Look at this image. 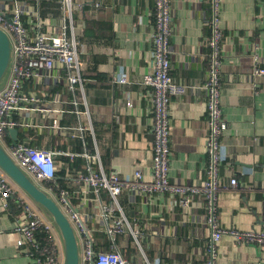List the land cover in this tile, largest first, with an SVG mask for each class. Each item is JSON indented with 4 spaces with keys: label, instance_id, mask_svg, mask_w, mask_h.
Returning <instances> with one entry per match:
<instances>
[{
    "label": "crops",
    "instance_id": "1",
    "mask_svg": "<svg viewBox=\"0 0 264 264\" xmlns=\"http://www.w3.org/2000/svg\"><path fill=\"white\" fill-rule=\"evenodd\" d=\"M46 1L49 4L41 0L25 3L40 15L48 34L59 27L63 5L62 0ZM73 1L81 5L73 13V23L81 43L80 69L93 134L72 130L82 124L77 112L85 107L75 105L80 91L78 87L72 91L60 81L66 78L67 71L58 68L48 83L38 87V93L43 107L64 112L56 116L61 130H54L53 120L40 113L17 114L15 118L32 124L29 129L17 128V142L28 139L40 150L72 154L92 153L97 146L106 175L125 178L138 168L150 181L153 103L151 89L140 83L153 70L154 0ZM171 9V76L188 89L170 103L169 177L176 185L200 187L208 179L210 163L206 96L198 87L205 82L209 68L211 1L171 0ZM221 29V108L227 130L220 140L224 158L219 167L221 188L215 195V216L223 229L264 231V77L254 79L250 75L255 53L264 67V0H222ZM123 75L128 84L118 82ZM34 88V83L25 86L26 91ZM10 142L13 143L11 138ZM55 160L59 170L55 186L61 188L56 182L64 175V189L77 190L79 194L78 185L66 175L75 178L87 174L88 162L63 155H57ZM232 179L237 180L236 188L230 186ZM120 202L126 207L127 217L136 219L142 233L139 244L130 236L118 238L126 259L134 264H209L212 231L205 223L208 211L204 197L195 199L193 221L188 220L183 209L174 206L168 194L143 202L125 192ZM20 215L17 206L3 210L0 205V264H35L17 246L19 235L15 229ZM97 237L108 248L105 237ZM215 247V264H264V247L241 245L230 237H223Z\"/></svg>",
    "mask_w": 264,
    "mask_h": 264
},
{
    "label": "built area",
    "instance_id": "2",
    "mask_svg": "<svg viewBox=\"0 0 264 264\" xmlns=\"http://www.w3.org/2000/svg\"><path fill=\"white\" fill-rule=\"evenodd\" d=\"M212 17L210 21L211 37L209 68L203 85L198 87L206 96V107L209 116L207 153L209 156L208 179L200 187L183 186L171 183L170 103L173 97L186 93L188 87L177 83L171 76L173 34V17L171 0H154L156 8V31L153 46V70L141 79V85L149 88L153 103V155L152 180H146L141 169L134 168L129 177L118 174L106 175L101 168L100 155L95 151L80 154L54 153L40 150L32 146L30 140H20L13 145L7 142L11 130L23 127L29 129L32 124L15 118L26 112H37L45 119L53 120V128L60 131L56 116L64 112L42 106L38 87L53 78L55 70L67 71L66 78L60 79L67 87L75 91L79 89L80 97L75 105L84 106L78 111L82 124L72 130L81 133H92L90 111L84 97V80L81 75L79 48L81 47L76 27L73 23L74 11L81 5L73 0H62L63 16L54 33H45L44 23L40 15L32 12L25 0H0V29L10 38L12 43V67L5 88L0 91V143L15 163L24 170L34 182L47 191L59 205L72 224L80 248V264H134L123 256L118 244L120 236H130L138 243L142 233L136 219L132 221L126 215V207L120 202L123 193L129 192L143 202L155 195L168 194L174 200V206L184 210L188 220L193 221L195 199L204 197L207 201L208 216L205 223L211 228L212 245L211 260L215 264L216 244L223 237H230L241 245L264 247V231H240L220 228L215 216L216 193L220 190L219 167L223 161L221 138L227 130L222 119V43L221 29L222 0H210ZM8 17V18H7ZM259 54L253 56L250 75L254 79L264 77V67ZM120 84H128L125 75L118 80ZM28 83H34V90H25ZM58 101V100H57ZM54 101L52 105H56ZM59 129V130H58ZM63 155L70 159L84 158L88 162L87 174H79L73 178L66 175L77 190L70 188L44 187L45 183L54 182L58 166L55 157ZM230 186L236 188L237 180L232 179ZM93 195V197H91ZM108 198L105 199L104 196ZM0 205L3 210H11L17 206L21 215L16 225L19 235L17 246L35 264H62L63 245L59 233L52 222L45 218L33 201L23 192L0 168ZM46 235V240L39 238ZM97 235H103L104 241Z\"/></svg>",
    "mask_w": 264,
    "mask_h": 264
},
{
    "label": "water",
    "instance_id": "3",
    "mask_svg": "<svg viewBox=\"0 0 264 264\" xmlns=\"http://www.w3.org/2000/svg\"><path fill=\"white\" fill-rule=\"evenodd\" d=\"M11 2L12 0H5ZM0 15H4L0 12ZM8 18V17H7ZM12 43L9 36L0 29V91H2L10 76L12 67ZM6 78V79H5ZM8 136L13 145L18 140V130H11ZM0 168L9 178L38 206L40 211L52 222L62 241L64 264H80V248L75 230L67 216L61 210L54 198L22 170L0 143Z\"/></svg>",
    "mask_w": 264,
    "mask_h": 264
},
{
    "label": "trees",
    "instance_id": "4",
    "mask_svg": "<svg viewBox=\"0 0 264 264\" xmlns=\"http://www.w3.org/2000/svg\"><path fill=\"white\" fill-rule=\"evenodd\" d=\"M41 1H42V3H43L44 5L49 4L48 1H46V0H41ZM7 142L10 143V137H7ZM63 174H64V173H63ZM62 176H63V180H59V181H57L56 184L60 185L61 188H64V186H65L64 175H62ZM43 186L46 187V188H48V189H49L50 187H52V186H53L54 189H55V187H56L54 182L45 183ZM39 238H41V240L45 241V240H46V235H45V234H40Z\"/></svg>",
    "mask_w": 264,
    "mask_h": 264
},
{
    "label": "rangeland",
    "instance_id": "5",
    "mask_svg": "<svg viewBox=\"0 0 264 264\" xmlns=\"http://www.w3.org/2000/svg\"><path fill=\"white\" fill-rule=\"evenodd\" d=\"M6 79V78H5ZM42 212V211H41ZM43 213V212H42ZM64 259H65V257H64V251H63V257H62V261H63V263L62 264H64Z\"/></svg>",
    "mask_w": 264,
    "mask_h": 264
}]
</instances>
